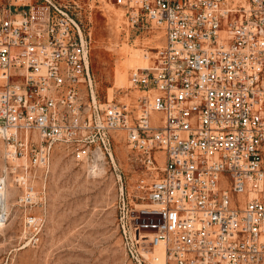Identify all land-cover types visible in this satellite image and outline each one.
Returning a JSON list of instances; mask_svg holds the SVG:
<instances>
[{
  "label": "built area",
  "instance_id": "1",
  "mask_svg": "<svg viewBox=\"0 0 264 264\" xmlns=\"http://www.w3.org/2000/svg\"><path fill=\"white\" fill-rule=\"evenodd\" d=\"M95 6L123 29L163 32L164 43L145 55L151 63L131 72L138 93L127 101L99 98ZM116 134L154 177L139 196L122 186L116 206L131 264H264V0L0 7V137L6 175L23 186L18 203L45 196L46 181L38 191L28 176L48 171L57 147L77 163L116 167ZM42 225V216L24 219L36 235Z\"/></svg>",
  "mask_w": 264,
  "mask_h": 264
},
{
  "label": "rangeland",
  "instance_id": "2",
  "mask_svg": "<svg viewBox=\"0 0 264 264\" xmlns=\"http://www.w3.org/2000/svg\"><path fill=\"white\" fill-rule=\"evenodd\" d=\"M7 2L0 0V7ZM92 19L91 67L100 99L127 101L131 72L150 64L145 55L152 56L164 43L163 32L154 27L123 29L117 17L96 6ZM115 137L116 167L107 160L77 163L64 147H57L49 170L28 176L34 177L38 191L46 181L45 196L28 205L18 203L23 186L15 183L13 174L6 175V146L0 137V178L7 179L6 184L0 179L7 213L0 222V264H131L122 247L116 206L122 186L139 196V186L146 187L154 177L126 140ZM233 198L241 199L236 194ZM29 214L42 216L37 235L34 229H24Z\"/></svg>",
  "mask_w": 264,
  "mask_h": 264
},
{
  "label": "bare ground",
  "instance_id": "3",
  "mask_svg": "<svg viewBox=\"0 0 264 264\" xmlns=\"http://www.w3.org/2000/svg\"><path fill=\"white\" fill-rule=\"evenodd\" d=\"M95 167V166H94ZM97 169V168H96ZM0 179H3V178H0ZM7 183V179L4 178L3 179V184H6ZM6 189H4L5 191ZM5 197H6V194L3 192L1 195H0V217H3L6 213V202H5ZM159 253V256H160V259L163 263L164 261V255H165V251L162 249V248H159L158 250Z\"/></svg>",
  "mask_w": 264,
  "mask_h": 264
},
{
  "label": "crops",
  "instance_id": "4",
  "mask_svg": "<svg viewBox=\"0 0 264 264\" xmlns=\"http://www.w3.org/2000/svg\"><path fill=\"white\" fill-rule=\"evenodd\" d=\"M150 63H151V60H150ZM97 88V87H96ZM97 92H98V89H97ZM138 92L137 91H130V93H129V99L130 98H132L134 95H136ZM98 95H99V93H98ZM99 98H100V96H99ZM106 100V99H105ZM105 100H102V101H105Z\"/></svg>",
  "mask_w": 264,
  "mask_h": 264
}]
</instances>
